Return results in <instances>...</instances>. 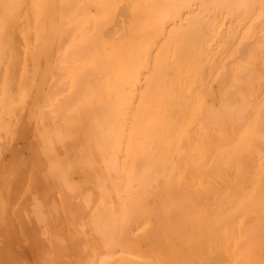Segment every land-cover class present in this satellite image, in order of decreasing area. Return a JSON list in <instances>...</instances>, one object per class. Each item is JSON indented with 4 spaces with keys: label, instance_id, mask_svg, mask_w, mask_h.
<instances>
[{
    "label": "bare ground",
    "instance_id": "obj_1",
    "mask_svg": "<svg viewBox=\"0 0 264 264\" xmlns=\"http://www.w3.org/2000/svg\"><path fill=\"white\" fill-rule=\"evenodd\" d=\"M0 264H264V0H0Z\"/></svg>",
    "mask_w": 264,
    "mask_h": 264
}]
</instances>
